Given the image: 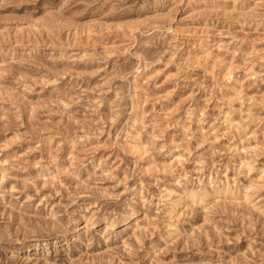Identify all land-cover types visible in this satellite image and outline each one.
<instances>
[{"label":"rangeland","instance_id":"374dc122","mask_svg":"<svg viewBox=\"0 0 264 264\" xmlns=\"http://www.w3.org/2000/svg\"><path fill=\"white\" fill-rule=\"evenodd\" d=\"M0 264H264V0H0Z\"/></svg>","mask_w":264,"mask_h":264}]
</instances>
